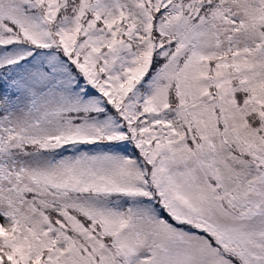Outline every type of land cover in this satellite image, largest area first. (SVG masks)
Masks as SVG:
<instances>
[{
    "label": "snow or ice",
    "instance_id": "obj_1",
    "mask_svg": "<svg viewBox=\"0 0 264 264\" xmlns=\"http://www.w3.org/2000/svg\"><path fill=\"white\" fill-rule=\"evenodd\" d=\"M0 264H264V0H0Z\"/></svg>",
    "mask_w": 264,
    "mask_h": 264
}]
</instances>
